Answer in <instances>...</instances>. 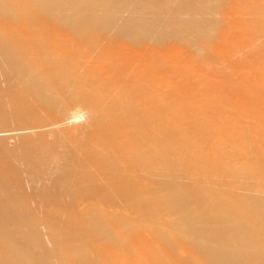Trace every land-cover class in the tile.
<instances>
[{
	"label": "bare ground",
	"instance_id": "6f19581e",
	"mask_svg": "<svg viewBox=\"0 0 264 264\" xmlns=\"http://www.w3.org/2000/svg\"><path fill=\"white\" fill-rule=\"evenodd\" d=\"M109 206L185 222L136 238ZM25 217L264 264V0H0V221Z\"/></svg>",
	"mask_w": 264,
	"mask_h": 264
},
{
	"label": "rangeland",
	"instance_id": "374dc122",
	"mask_svg": "<svg viewBox=\"0 0 264 264\" xmlns=\"http://www.w3.org/2000/svg\"><path fill=\"white\" fill-rule=\"evenodd\" d=\"M208 12L209 11L205 12V14ZM220 148L222 147L220 146ZM172 162L173 164H176L175 161ZM178 168H183V165L179 164ZM213 179H208V183L216 184L219 180H221L217 178L214 180V182H217L214 183ZM208 183L205 184L208 185L205 186V189L211 188L210 184ZM219 183L223 185L224 179L221 182L219 181L217 184ZM186 184L188 185V182ZM224 189L226 191V188ZM118 207L113 206L112 208L109 206L108 208L101 209L107 210L111 213L119 214V223L122 222L123 226L127 224V235L135 236L136 238H139L138 233L141 234L142 232L143 235H145L146 232H152L154 237L158 235L160 236L162 233V237H165V234L168 235L171 232L170 230H174L178 226H181L180 224H178V222H180L181 224L185 222L184 212L175 210L174 215L170 213L171 210L167 209L166 206H161L163 210L165 208L166 209L164 211L158 210L157 212L161 213H157V215L154 214V216L153 214L151 215V213H154L152 209L148 208L151 209V211L147 209V214L152 216L151 218L149 215L147 216V214H145V210H142L144 212L143 214H141L142 212L139 211L140 215L136 214L138 213V209L137 212H135L136 210H134L133 215H131L129 212L132 211L129 210V208ZM161 207L159 206V209H162ZM127 209L128 212L126 211ZM154 211L156 212L155 208ZM168 212L170 215H167ZM3 222L4 221H0V264H25L27 261V264H139L138 259L140 255L138 254L139 256L137 255L138 257H135L136 254L133 255V252L129 253V251L132 250H128V247H131L134 243H137L135 239H123V237H120L116 232H111L110 234H108L110 236L106 235L104 232H102V230H97L93 233L90 229V222H81L74 220H66L63 222L49 219L40 220L28 217L6 221L5 223ZM173 222L176 223L174 224ZM174 236L175 237L172 238V240L175 239L177 241L180 240V242H185L183 243V245L185 244L184 247L181 246L182 243H178L180 245L179 246L178 244H176V242H174L177 249V251H173L175 254L174 260L179 264H188L191 256L194 257V254L190 253L192 251V239L197 238L196 234L192 231H189L186 235L188 237L176 234ZM152 238L153 237H151L150 241L152 240ZM184 238L185 240H187V242L184 240ZM61 240H65V242H67H64L65 245L67 244L65 248L56 247V244H58V242ZM152 242L153 240L150 243ZM158 244H163V240L158 242ZM123 246L125 249L127 248L125 252V249L122 248ZM129 257L131 258L129 259ZM161 257L164 258L163 256ZM156 259H158L159 261L164 260H160L158 257ZM156 259H153V261L157 262L158 260Z\"/></svg>",
	"mask_w": 264,
	"mask_h": 264
}]
</instances>
